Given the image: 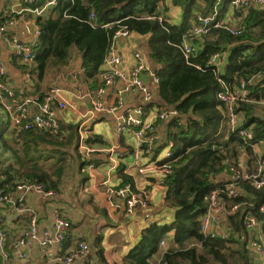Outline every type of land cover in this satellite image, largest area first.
I'll return each mask as SVG.
<instances>
[{
    "label": "trees",
    "instance_id": "obj_1",
    "mask_svg": "<svg viewBox=\"0 0 264 264\" xmlns=\"http://www.w3.org/2000/svg\"><path fill=\"white\" fill-rule=\"evenodd\" d=\"M44 1L40 0L34 6ZM163 1L58 0L46 14L37 17L41 33L36 46V61L42 69L47 64L69 65L75 49L83 58V76L91 78L100 72L114 41V29L94 28L85 21L91 12V4L100 22L122 20L130 33L149 35L148 49L157 66L155 73L159 79L155 91L157 104L159 107H175L180 112L170 122L168 133V138L175 144L168 160L171 171L159 176L167 187L166 200L176 213L170 224L152 223L145 228L123 264H154L152 257L159 251L162 239L171 231H174L176 247L165 251L158 264H207L208 257L219 264H259L247 247L256 234L249 233L244 218L249 215L260 220L264 232L263 188L255 187L250 181H242V195L234 199L224 198L229 203H241L240 209L228 216L227 221L232 228L228 239L203 235L199 217L208 208L210 193L223 182L217 181V176L226 170L232 172L239 168L241 146H246L250 166L264 159V153L259 157L240 135V129L251 128L252 145L264 140V116L256 115L260 109L257 102L241 103L237 107L238 112H244L243 120L239 129L230 132L226 139L219 136L220 126L227 116L217 98L218 92L224 88L222 81L230 85L245 81L253 97L259 99V84L251 81L260 74L264 75V8L252 7L249 10L239 35L231 34L224 23L219 27L213 26L207 35L193 37L188 32L198 14L209 15L217 10V21H222L232 0H172L173 4L182 7L180 23L167 21L161 10ZM185 38L196 46L191 63L186 61L181 48ZM226 51H230L226 72L219 73L211 59L215 53ZM60 123L61 128L55 133L19 131L20 138L27 140V150H30L32 142L40 143L42 147L46 144L53 149L52 157L63 163L58 178L39 164L38 158L31 156L28 161L21 162L20 169L13 165L0 169V186L12 188V180L18 173L22 180H37L47 188L57 189L67 168L76 163L81 168L94 163L93 159L78 151V125ZM174 127L176 132H172ZM3 131L2 125L0 140L6 143ZM91 140L88 138L87 143L90 144ZM73 143L77 156L71 154ZM66 161L70 163L67 165ZM118 169L124 184H134L121 165ZM101 239L102 236H98L96 242L98 262L108 264Z\"/></svg>",
    "mask_w": 264,
    "mask_h": 264
},
{
    "label": "crops",
    "instance_id": "obj_2",
    "mask_svg": "<svg viewBox=\"0 0 264 264\" xmlns=\"http://www.w3.org/2000/svg\"><path fill=\"white\" fill-rule=\"evenodd\" d=\"M46 1L48 0H45L39 6H34V3L40 2V0H34L31 4L23 3L22 0H0V22H3L5 17L13 9H20L29 6L41 7ZM175 6L177 7L178 5L173 4L172 0H164L161 3V10L164 11L165 18L170 23H175L174 20H172V16L178 18V14H176L177 12L174 11ZM52 7L53 6L47 8L42 15L46 14ZM66 14L65 11V15ZM38 16L29 10H24L20 15L18 23L13 27L8 28V33L15 34L26 43L33 44L35 26L38 24ZM180 17L182 19V14ZM231 18L232 21H234L232 10L230 11L229 7L228 11L223 16V19L227 20L228 23H231ZM181 19L176 23H180ZM148 39L149 35L147 34L132 32L126 38H119L113 41L108 54H111L113 48L114 53L122 57V62L117 65L119 71L124 72L126 75H130L131 70L137 63V59L134 57V51H140L145 57V61L149 64L153 72H155V67L157 66L150 56ZM37 44L34 45L35 48ZM229 54L230 51L223 52L217 59L215 65L219 73L226 72ZM72 56L69 65L55 66L47 64V66L42 69L37 61L27 64L15 57L13 47L9 40L4 37L0 38V61L5 64L8 78L15 87V90L17 92L24 90L25 93L34 100H40L53 85L61 86L64 89L65 98L72 107L65 110L58 109L57 114L60 117V122L67 125H79L83 120L80 113L91 108L92 100L100 84L101 75L108 71L109 67L105 62L101 65L100 72L96 74V76L88 78L82 75L83 58L81 54L73 49ZM153 72L143 71L141 75L153 90L154 100L146 102L143 101L141 94L128 93L125 95L124 106L118 110L116 115L122 114L128 109L142 107L145 112V117L150 118L152 114L157 112L160 108H171L158 106V97L155 93L158 84L153 80ZM262 79H264V75L262 76V74H260L252 78L251 82L256 85L259 84ZM228 85L234 87L237 83ZM121 86H123V80L117 79L104 98L106 104H110L114 100L113 89ZM252 91H254V89H252ZM256 102L258 106H260L256 115L261 114L264 116V107L259 103L258 99ZM34 107L35 104H32L30 107L32 111L35 110ZM223 113L226 115L224 105ZM116 115H100L89 123L91 131L89 139L92 138V142L89 145L95 148L116 145L123 151L124 156L121 162V168L124 169V173L133 179L136 186L147 188L150 191L151 204L149 208L138 209L134 214H127L123 209L117 210L106 204V184H103V182L107 180L108 174L110 175L109 184L111 185L119 186L125 182L119 175V169L113 170L110 173L108 172L109 163L107 153L103 151L94 152L90 156V158L94 160V167L86 165V167L81 168L79 163H76L72 167L67 168L70 171L64 173L63 181L59 185V188L56 189L59 191L58 197L54 199L45 198L39 193H32L23 200V203L33 209L34 214L38 218L39 228L50 229L52 232L55 231L54 210L57 208L61 209L62 213L71 222V227L67 231L63 247L55 244L51 248H46L41 246L38 242H34L31 247L24 248L25 257L22 258L17 256L15 254V243L28 229L30 215L23 214L22 216L15 217V204L13 202H5L1 205L0 208L3 221L0 222V228L7 232L8 249L11 257L10 264L47 263L53 258H61L60 256L65 257L67 254L71 253V251L77 247L78 242L82 240L88 242L90 245L87 257L98 261V246L96 247L98 236H102L100 244L104 248L103 253L107 263L123 264L129 250L141 239L142 232L145 228L152 223L164 225L170 224L174 220L176 209L169 205L166 200L167 187L165 184L159 183V172L148 174L139 173L134 166V156L132 152L135 143V136L133 132H121L118 130ZM243 116L244 112H239V125L243 120ZM173 118L174 117H169L167 119H159L156 121L155 129L162 134V139L157 145H155L153 150H148L143 154L141 159L142 165L163 158L166 145L172 140L168 138V133L171 128L170 122ZM2 125L4 128L2 136L6 143L0 140V151L1 154L4 155V159H0V169L7 167L8 165H13L20 169L21 162L23 163L24 159L31 156L38 158L41 149L48 148L46 147V144L42 147V144L39 143L36 145L37 143L32 142L30 150H27L25 148L27 140L21 139L19 132L12 128L6 111L0 106V131H2ZM176 131L177 128L174 127L172 132ZM229 133L230 130L227 121L225 120L220 126L219 136L223 135L224 138L227 139ZM77 139L79 142V135H77ZM13 142L19 146L15 151L9 149L8 152H6L1 149L4 145H13ZM163 144L165 145L163 146ZM74 146L75 143L72 144V155H76ZM251 146L254 153L258 154L259 157H262V153H264V140L253 145L251 144ZM240 149L239 167L245 168L247 171H254L257 162H253L252 166H250L248 161L249 153L246 150V146H241ZM78 151L80 153V150ZM23 153H26L27 155L24 159L22 158ZM37 161L40 164L39 158ZM232 172L226 170L218 175L216 180L220 182L226 181ZM24 181L25 180L19 178L17 173L12 180L14 186L9 189L5 188L7 191L12 192L15 201L19 198L16 185L17 183ZM223 226L228 227V221H226ZM249 233L252 234L251 232ZM173 237L174 231H171L164 239H162L159 251L154 257H152V263L158 264L165 251L169 248L176 247ZM56 263L64 264L59 262L58 259L56 260ZM78 263H80L79 258L68 264ZM0 264H3L1 246Z\"/></svg>",
    "mask_w": 264,
    "mask_h": 264
},
{
    "label": "built area",
    "instance_id": "obj_3",
    "mask_svg": "<svg viewBox=\"0 0 264 264\" xmlns=\"http://www.w3.org/2000/svg\"><path fill=\"white\" fill-rule=\"evenodd\" d=\"M34 0H22L23 3L31 4ZM58 0H48L41 7H25L20 9H13L5 17L3 22H0V38L9 40L13 47L14 56L25 63H32L36 61V48L41 27L39 24L35 26L34 43H26L15 34H9L10 27L15 26L20 20V15L24 10H29L35 15H42L44 11L55 6ZM230 11L233 13V20L231 23L227 20L217 21V10L209 15L198 14L196 20L191 27L188 35L190 36H203L207 35L211 28L222 26L226 24V29L231 34L239 35L242 32V24L247 17L249 10L252 7L264 8V0H232L230 3ZM67 13V11H66ZM160 22L163 18H159ZM85 21L94 28H103L108 30L114 29L113 40L119 38H126L131 33L128 26L122 24V20H117L111 23L99 22L94 6L91 4V12ZM182 50L185 59L191 63L192 56L196 51V46L188 38L183 40ZM221 53L217 52L213 55L211 62L216 64L217 59ZM134 57L137 59L136 65L131 70L130 75L117 69V65L122 62V57L114 53L112 48L111 54L106 59V64L109 70L101 75L100 84L97 88L96 94L92 100L91 108L85 112L80 113L83 118L82 122L78 125L79 142L78 147L81 153L86 154L87 158L97 151L107 153L110 173L118 169L123 159V151L116 145L105 146L103 148H95L87 143L90 137V125L100 115H116L118 110L125 104V95L128 93L141 94L143 101L151 102L154 100V93L150 86L142 77L143 71H152L149 64L145 61L142 52L134 51ZM197 67L200 68L198 64ZM77 74V72H76ZM153 80L156 84L159 79L155 72L152 73ZM117 79L123 80V86L113 89L114 100L110 104H106L104 98L108 90L113 87ZM221 81V79H220ZM223 89L217 94L218 100L224 105L225 113L227 116V125L230 132H235L239 129V112L237 107L241 103H250L257 101L251 94V90L245 81H241L234 87H230L222 81ZM260 97L259 103L264 107V79L259 83ZM35 104V110H31V105ZM0 105L6 111L10 125L12 128L19 132L20 130H39L45 132L55 133L61 128L60 117L57 114L58 109L65 110L71 106L64 96V89L61 86L53 85L40 100H34L28 96L24 90L17 92L15 87L8 78L7 69L3 62L0 61ZM144 109L136 107L126 110L124 113L116 115V122L118 130L121 132H133L135 136V143L133 148L134 166L139 173L148 174L159 172L160 176L168 174L171 162L168 161L173 152L174 141L170 140L166 146L163 158L149 162L142 165L141 159L146 151L153 150L161 139L162 134L155 129V123L159 119H167L169 117H176L180 112L176 108H160L157 112L153 113L150 118L145 117ZM246 144L251 145L253 133L251 129H240ZM166 160V161H164ZM94 167L93 163L89 164ZM110 175L108 174L107 180L103 182L106 184L105 199L106 204L111 208L117 210H124L127 214H134L138 209H148L151 204V194L147 188L138 187L131 182L122 186H114L109 184ZM250 181L257 188L264 189V159H260L254 171L250 173L245 168H236L233 170L230 177L217 185V187L210 193L208 197V208L199 217L200 232L206 237H221L224 239L230 238L232 228L230 226L224 227L223 224L227 221L228 216L237 212L240 209L241 203H229L224 198L231 199L237 198L242 195L243 190L241 187L242 181ZM159 183L163 184V178H159ZM17 191L19 198L17 201L13 199L12 192L7 191L0 186V207L5 202H13L15 204V217L22 216L23 214L30 215L29 227L22 236L19 237L15 243V254L20 257H25L24 248L31 247L34 242H38L41 246L51 248L55 244L64 246L66 234L71 227V222L62 213L61 209L54 210V228L52 232L50 229H40L38 226V218L34 214L33 209L27 204L23 203L30 194L39 193L45 198H56L59 191L54 188H47L37 180L17 183ZM3 221V216L0 208V222ZM245 227L252 233L256 234L249 244L248 249L253 257L258 260L260 264H264V232L260 220L253 216H246L244 218ZM0 246L3 255V264H10V252L8 249L7 232L0 228ZM90 250L88 242L82 240L78 242L71 253L65 257L53 258L47 263L43 264H58L56 260L64 264L74 262L77 258L80 259L78 264H99L95 259L88 258L87 255Z\"/></svg>",
    "mask_w": 264,
    "mask_h": 264
},
{
    "label": "rangeland",
    "instance_id": "obj_4",
    "mask_svg": "<svg viewBox=\"0 0 264 264\" xmlns=\"http://www.w3.org/2000/svg\"><path fill=\"white\" fill-rule=\"evenodd\" d=\"M174 11L177 12L176 14H178V18H175L174 16H172V20H174V22H179L180 19H181V14L183 12L182 10V7L181 6H175L174 8ZM180 17V18H179ZM22 146V145H21ZM19 146L17 144H15L13 142V145L11 144H8V146H2V150L8 152V150H16ZM52 148L51 147H48L47 149H41L40 153L38 155H40V157H38L40 159V164L43 165L50 173L53 174V176L55 178H58V175H59V168L63 166V163L61 162H57L56 160V157H52ZM16 153V152H15ZM53 154H56V153H53ZM26 153H23L22 154V158H26ZM7 157V156H6ZM5 157V158H6ZM46 157H48V159H46ZM0 159L3 160L4 159V155L1 154V151H0ZM29 157L24 159L23 161H28ZM70 162L69 161H66L65 164H69ZM70 168V167H69ZM70 170L69 169H66L65 173L66 172H69ZM109 226V225H108ZM107 227V226H106ZM201 249L199 248V251ZM207 264H219L217 263L216 261L212 260L210 257H208V262Z\"/></svg>",
    "mask_w": 264,
    "mask_h": 264
},
{
    "label": "water",
    "instance_id": "obj_5",
    "mask_svg": "<svg viewBox=\"0 0 264 264\" xmlns=\"http://www.w3.org/2000/svg\"><path fill=\"white\" fill-rule=\"evenodd\" d=\"M248 172L250 173L251 171H250V170H248Z\"/></svg>",
    "mask_w": 264,
    "mask_h": 264
}]
</instances>
